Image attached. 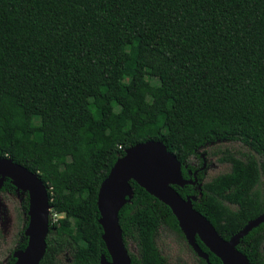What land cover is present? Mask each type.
<instances>
[{
  "label": "trees",
  "instance_id": "obj_1",
  "mask_svg": "<svg viewBox=\"0 0 264 264\" xmlns=\"http://www.w3.org/2000/svg\"><path fill=\"white\" fill-rule=\"evenodd\" d=\"M150 140L164 142L185 179L199 172L197 185L173 187L197 197L224 239L264 214V0H0V157L48 189L40 264L110 260L99 189L129 148ZM216 142L240 149L209 152ZM208 160L223 172L201 170ZM131 185L119 219L132 264H207L171 208ZM238 249L264 264V223Z\"/></svg>",
  "mask_w": 264,
  "mask_h": 264
},
{
  "label": "water",
  "instance_id": "obj_2",
  "mask_svg": "<svg viewBox=\"0 0 264 264\" xmlns=\"http://www.w3.org/2000/svg\"><path fill=\"white\" fill-rule=\"evenodd\" d=\"M205 168L206 164L201 170ZM198 173L194 172L193 179H185L182 163L168 151L162 141L150 140L129 148L117 160L99 189V223L103 228V240L110 255V260L103 255L101 264H132L119 219L120 211L134 197L131 181H135L171 208L188 244L207 264H211L210 257L202 250L197 238L223 264H251L248 256L238 246L254 228L264 223V214L251 220L229 240L224 239L211 221L194 208L193 203L197 197L185 199L173 187L197 185ZM0 176L11 179L19 190L29 193V225L25 232L28 243L24 250L14 253L15 264H40L46 254V240L50 228L51 205L48 189L37 174L10 158L0 157Z\"/></svg>",
  "mask_w": 264,
  "mask_h": 264
},
{
  "label": "rangeland",
  "instance_id": "obj_3",
  "mask_svg": "<svg viewBox=\"0 0 264 264\" xmlns=\"http://www.w3.org/2000/svg\"><path fill=\"white\" fill-rule=\"evenodd\" d=\"M147 25H144L141 29V33H145ZM153 84L165 83L166 80H158L152 78ZM230 149L237 150L240 147L237 144H230L228 142H216L207 146L209 152L217 151L218 149ZM224 170L223 167L218 166L211 160L206 163V169L204 172H208L210 176L218 175ZM59 176L55 177V181H58ZM22 196L17 194L13 196L10 193H0V264H7L12 251L18 248V242L23 240L22 236H19L20 230L23 228L26 217L22 212L19 211V202ZM21 217V222L18 221V217ZM62 217V216H61ZM130 250L137 252L136 246L131 244ZM64 262H71V257L66 254L64 256Z\"/></svg>",
  "mask_w": 264,
  "mask_h": 264
},
{
  "label": "flooded vegetation",
  "instance_id": "obj_4",
  "mask_svg": "<svg viewBox=\"0 0 264 264\" xmlns=\"http://www.w3.org/2000/svg\"><path fill=\"white\" fill-rule=\"evenodd\" d=\"M190 174H191V173H190ZM193 177H194V174H193ZM7 179L10 180V181L12 182V186L14 187V189H13V188H8V187H6V180H7ZM1 180H2V182H1ZM0 193H10V194H12L13 196H16L17 194H19V195L22 196V198H21V200H20V202H19V211L22 212V213L24 214V216L26 217V220L24 221L23 228L20 230L19 236H22V238H23V240H24V238H27L25 232H26L27 227H28V225H29V215H28V212H29L30 201H29V205H28V210H27V211L24 209V207H23V203H24L25 194H27L28 197H29V193H28V192H23L22 190H19V189L13 184V181H12L11 179H9V178H2L1 176H0ZM17 220L21 222L22 219H21L20 215H19V217H18ZM27 239H28V238H27ZM23 240H22V241H23ZM22 241H21V242H18V248H17L16 250L12 251L11 254H10L9 261L12 260V259H14V264L16 263V258L14 257V253H15L16 251H19V250H24V249H20V244L22 243ZM27 243H28V242H27ZM9 261L7 262V264H9Z\"/></svg>",
  "mask_w": 264,
  "mask_h": 264
},
{
  "label": "built area",
  "instance_id": "obj_5",
  "mask_svg": "<svg viewBox=\"0 0 264 264\" xmlns=\"http://www.w3.org/2000/svg\"><path fill=\"white\" fill-rule=\"evenodd\" d=\"M60 217H61V215H57V214L55 215V218H56V219H57V218H60Z\"/></svg>",
  "mask_w": 264,
  "mask_h": 264
}]
</instances>
